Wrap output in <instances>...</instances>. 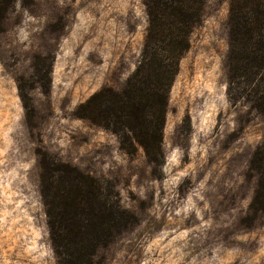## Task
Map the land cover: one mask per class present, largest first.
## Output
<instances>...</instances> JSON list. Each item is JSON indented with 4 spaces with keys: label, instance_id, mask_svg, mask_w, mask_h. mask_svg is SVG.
<instances>
[{
    "label": "rangeland",
    "instance_id": "374dc122",
    "mask_svg": "<svg viewBox=\"0 0 264 264\" xmlns=\"http://www.w3.org/2000/svg\"><path fill=\"white\" fill-rule=\"evenodd\" d=\"M146 28L143 0H0V264H62L40 191L44 158L100 179L102 202L119 196L117 228L97 219L92 264H264L250 163L264 116L227 97L228 0H207L193 29L161 164L78 117L93 94L124 85Z\"/></svg>",
    "mask_w": 264,
    "mask_h": 264
},
{
    "label": "trees",
    "instance_id": "16d2710c",
    "mask_svg": "<svg viewBox=\"0 0 264 264\" xmlns=\"http://www.w3.org/2000/svg\"><path fill=\"white\" fill-rule=\"evenodd\" d=\"M228 1L227 97L264 116V0ZM206 2L143 0L147 28L135 70L120 89L104 88L81 103L78 117L115 133L126 152L134 153L140 147L151 163L161 164L169 95ZM250 163L259 172L251 206L264 210V138ZM39 166L55 255L62 264H92L97 248L93 241L103 237L97 219L106 220L112 232L123 217L117 192L110 191L113 202H102L100 179L47 158Z\"/></svg>",
    "mask_w": 264,
    "mask_h": 264
}]
</instances>
